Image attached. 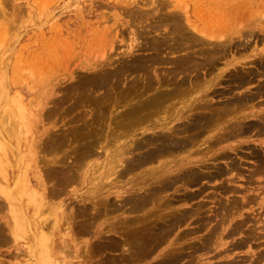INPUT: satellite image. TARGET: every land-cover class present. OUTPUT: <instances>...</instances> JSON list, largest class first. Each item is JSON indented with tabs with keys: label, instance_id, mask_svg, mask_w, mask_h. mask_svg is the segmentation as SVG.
<instances>
[{
	"label": "bare ground",
	"instance_id": "1",
	"mask_svg": "<svg viewBox=\"0 0 264 264\" xmlns=\"http://www.w3.org/2000/svg\"><path fill=\"white\" fill-rule=\"evenodd\" d=\"M144 1H122V4L128 7L124 10L125 15L128 14L132 18L130 25L136 26L137 23L146 22L147 18L149 21L155 20L152 23L148 21L147 26L153 32L166 26V38H152L153 40L145 42V45L142 43L143 46L138 43L135 51L143 52L149 49L153 53L135 55V52H132L135 48L133 44L139 38L136 35L137 30L133 27L130 29L132 34L129 33L132 35L131 41L120 59L113 60L109 56L101 61H94L88 64L86 72L77 75V79L68 84L70 86L64 96H72L74 102L67 108L71 112L72 109L78 108L85 111L79 109L80 112L77 111L73 117L74 121L71 120L76 123L74 129L68 127L71 134L68 140L71 139L72 143L70 147H73V144L76 146L72 148L74 155L71 162L65 166L57 165V159L52 164V160L45 155L48 151L59 153L63 148H67L68 140L63 137L65 133H61L65 129L59 133H45L46 127L49 128L47 121H51L52 114L58 113L56 108L59 103H64V99L59 98L56 104L53 101V109H48L47 101L41 100L39 107L29 116L33 121L28 120L29 117L25 115L27 110L22 102L29 94L22 88L18 91L19 76L14 72L20 61L16 60L11 68L5 59L0 58V72L3 70L0 75V83L3 86L0 97L5 96V106L8 105L7 108L1 105L4 106L2 111L6 113L7 118L3 113L0 115V119L4 120H0L1 124L4 123L0 125V245L10 246L11 249L7 253L14 260L8 263L1 259L0 264H89V259L96 254H104L103 262L106 264H264V64L256 68V72L253 70L255 68L240 71L238 66H235L238 63H231L234 59L228 58L225 65H230L233 69L220 68V61L231 56L235 52L233 48H238L243 43L235 42V47L232 42L234 39H229L232 36L230 33L227 40L223 36L225 33L221 34L222 37L220 35L218 40L217 34L221 31L215 32L218 38L216 41L212 35L205 34L204 28L193 23L189 13L176 7L172 0ZM68 2L71 3V0ZM258 4L259 8L264 10V0H260ZM1 6L0 4V9ZM80 6L82 5L76 0L72 6H67L69 10L64 13L56 8L53 16L65 17V28L62 22L53 23L44 36L40 37L37 50L29 42L24 47L29 64L44 67L42 72L45 73L48 67L59 60L60 52L58 56L57 48L63 42L69 47H72L73 43L85 42L88 45L92 43L94 47L105 44L113 28L107 29L108 21L100 16H97V25L94 28H82L81 23L92 21L83 20L90 17L89 13L83 14ZM17 8L15 7V10L20 11V7ZM9 9L10 5V12ZM197 12L200 14V10ZM201 13L205 15L202 9ZM247 13L249 11L246 15ZM198 14L196 13L197 16ZM121 15L123 16V13ZM220 15L221 17H214V25L211 23V28L216 29V26L219 29L223 27V22L227 23V15ZM71 22L76 26L71 25ZM261 23L256 24V38L260 42L264 41V25ZM1 24L4 25L5 22ZM9 25L5 24L8 27ZM251 27L247 29L248 32L254 28ZM239 28L238 26L235 30ZM168 35L173 36L169 39ZM52 50L54 58L50 57ZM10 51L9 49L7 52ZM182 51L185 53L181 56L168 57L171 53ZM260 51L264 53V50ZM163 52L167 57L163 56ZM257 58L261 62L264 60L256 53V62ZM259 62L256 65H259ZM210 74L213 76H210L208 82L206 79L209 77L206 76ZM255 77L263 79L258 81L254 91L234 94L235 89L244 88L252 83ZM224 82H234L237 86L223 90L219 87L223 86ZM200 91V96H194ZM98 92L101 93L97 94ZM226 94L232 96L223 99ZM217 97H222V101L213 102ZM86 108L90 112L87 118ZM246 109L251 111L243 114ZM67 114L70 116V112L66 113V116ZM34 125L39 126L36 129L40 130L37 131L34 143L32 139L21 146L20 135L23 130L28 132ZM67 135L68 133L65 137ZM252 136H256V146L247 145L245 149L254 150L249 151V155L256 158V169L245 175L244 158L250 156L240 158L239 153H242L246 137ZM24 146L27 153L25 149L24 153L20 150ZM65 156L63 157L66 158ZM95 156L101 159L92 161ZM25 158H33V175H19L16 179V168H20L21 164H30ZM8 165L11 171H8ZM147 165L150 167L142 169ZM78 178L82 179V182L91 180L93 194L78 199L77 202L82 205L73 209H69L68 204H55L61 210V216H56L54 221L50 222L53 213L49 212V216L46 214L49 211L47 208L52 207L49 202L62 193L64 195L65 190H68L70 184L76 183ZM216 180L221 182L210 187L217 196L225 195L226 200L214 195L213 202L209 201L214 204V208L207 207L206 200L197 201L185 208L186 204L198 199L207 188L209 189L203 184L204 181ZM196 186L198 189L191 191V188ZM16 193L21 194L18 196L21 201L18 199L17 202ZM207 195L205 199L210 198L212 193ZM148 206L150 207L146 208ZM112 213L117 215L110 222L107 217ZM126 213L133 216H123ZM63 225L66 226L65 229L62 228ZM123 229L125 231L119 234L122 241L116 240L118 230ZM84 235L92 236L84 242L81 240ZM102 236L104 240L90 242L92 238L102 239ZM19 240L22 242L19 243ZM254 244L256 251L252 250ZM242 249H247L245 255L237 256L236 251ZM205 251L213 253L210 260L202 258L204 253L197 255ZM108 253L118 254L108 258Z\"/></svg>",
	"mask_w": 264,
	"mask_h": 264
},
{
	"label": "rangeland",
	"instance_id": "2",
	"mask_svg": "<svg viewBox=\"0 0 264 264\" xmlns=\"http://www.w3.org/2000/svg\"><path fill=\"white\" fill-rule=\"evenodd\" d=\"M67 1H70V0H10V1H8V0H0V4L2 5L1 6V9H0V12H1V14L2 15H0V58L1 59H5V62L6 63H8L9 65H10V67L12 68V64H14L15 63V61L17 60V61H20L19 63H17V65H16V67L14 68V72H15V75L16 76H19V85H17V87L19 88L18 89V91L20 90V88H22V89H24L29 95L27 96V98L25 99V101H23L22 102V104L23 105H25V109L27 110V111H25V115L26 116H31V115H33V112L34 111H36V109H37V107H39V105H40V101L42 100V101H47V108L48 107H53L54 108V106L53 105H55L56 104V102H57V100H59V98H60V100H62V99H64V100H62V102H64V103H59V107H60V109H59V107H58V104H57V107L58 108H56V109H58V113H54V114H52L51 115V117H50V119H51V121H54V122H51L50 120L49 121H47L49 124H48V127L49 128H47L46 127V134H50V133H53V132H55V133H59L61 130H63V129H65V130H63L61 133H65L64 134V138L65 139H67L68 140V138L70 137V135L71 134H69L70 133V130H69V128L68 127H70V129L72 130V129H74V124L76 125V123H74L73 121H74V118L73 117H75V115H76V113H78L77 111H79V109L80 108H78L77 110L76 109H72V112L68 109L69 107H71L72 106V104H73V102H74V99L73 98H71L72 96H69V97H67V96H64L65 94H66V91H68V90H66V89H68V87L70 86V85H68V84H72L76 79H77V75H81L82 73H84V72H86L85 71V69L87 68V66H88V64H91V63H94V61H101L103 58H107V57H109V56H111V59H113V60H116V59H120V57L122 56L121 54L123 53L124 54V52L126 51V49H127V45L130 43L129 41H131V38H132V35H129V33H131L130 31V29H132L133 27L135 28V30H137L136 32H137V37L139 38L138 39V41H136L134 44H133V47H135L134 48V51H132V52H135L134 54L135 55H150V54H152L153 53V51L152 50H149V49H147V50H143V52L140 50V51H135V49L137 48V46L139 45V46H143V44L145 45V42L147 43V42H149L150 40H153L154 38L155 39H160V40H162V39H164V38H166L165 36L167 35V31L168 30H166V29H168L166 26H164V27H161L160 28V30L158 29L157 31L156 30H154V32H153V30L151 29V28H149L148 26H147V24L150 22V23H152L153 21H155V20H150L149 21V19L147 18L145 21L147 22H143V23H137V25L135 26L134 24H131L130 25V23H132L131 21H132V18H130L129 16H128V14H126L125 15V11L128 9V7L125 5V4H122V1L123 0H78V2L82 5V6H80V10L83 12V14H87V13H89V17L90 18H86V19H83V20H89V21H92V22H90V23H87V22H85V23H81V25H83L82 26V28H94L97 24L95 23L96 22V19H97V16H100V17H102V18H105V21H108L107 22V24L108 25H106V27H107V29H111L110 27H112L113 29H111L112 30V33H110V35L111 36H109V38L107 39V41L105 42V44H103L102 46H93V44L92 43H90L89 45H88V43H83V44H80V43H73L72 44V47H69V45L66 43H64L63 42V44L61 45V46H59L58 48H57V55L59 56V54H58V52H60V56L58 57L59 58V62L58 61H55V64H53V66H51V67H48L46 70H45V73H43L42 72V70H43V68L44 67H41V66H39L38 64H29L28 62H27V58L25 57L26 56V52H25V46L30 42L31 44H32V46L33 47H35L36 48V50H37V48H38V46H39V40H40V37L42 36H44V33L51 27V25L53 24V23H57V22H59V23H61L62 22V24H63V26H64V28H65V17H57V16H53V13H54V11L56 10V8H58V10L60 9V11H62L63 13L65 12V11H68L69 9L67 8V6L68 5H73V3L74 2H76V0H71V3L70 2H68L67 3ZM125 1V0H124ZM127 1V0H126ZM128 1H130V2H133L134 0H128ZM136 1H144V0H136ZM148 1V0H147ZM173 2H174V5L176 6V7H178V8H181L182 10H186L188 13H189V15H190V17H191V21L193 22V23H195V24H197V25H199V27H202V28H204V31H205V34H207V35H212V37H214V39L216 40V41H218V40H220V38L222 37V35L225 33V35H223V36H225L224 38H225V40H227L226 38L229 36L228 34L230 33L232 36H230V38L229 39H234V40H232V42H233V45H235V47H236V44H235V42H237V43H240V44H242L241 46H239L238 48H233L234 50H235V52L234 53H232L231 54V56H228L225 60H222V61H220V62H222V65L220 64V68H224V70L226 69V68H228V69H233V68H231V66L230 65H225V61L226 60H229L228 58H233L234 60L231 62V63H235V62H237L238 64H235V66H238V69L240 70V71H243L244 69L246 70V69H253V68H255V69H253L255 72H256V68H259V66L260 67H262V64H264V60L261 62V60H259V58H257V62H256V53H257V56L258 57H263L264 58V53L263 52H261L260 50H264V41H257L258 40V38H256V30H257V28L258 27H256V24L257 23H261V22H263V23H261V25H264V16H262V14L264 13V10L262 9V7L261 8H259V4H258V2L260 1V0H230L231 2H229V0H216V1H213V0H172ZM179 1V2H178ZM213 1V2H212ZM233 1V2H232ZM8 2V3H7ZM99 2V3H98ZM102 4H101V3ZM144 2H146V0L144 1ZM176 2H178L179 4H181V3H184L185 2V4H181V5H179L178 4V6H177V3ZM5 3V4H4ZM65 3V4H64ZM68 5H67V4ZM70 3V4H69ZM95 3V4H94ZM129 3V2H128ZM176 3V4H175ZM99 4V5H98ZM104 4V5H103ZM106 4V5H105ZM229 4V5H228ZM240 4V5H239ZM9 5H10V8L11 9H9L10 10V12L8 11V8H9ZM67 5V6H66ZM95 5V6H94ZM108 5V6H107ZM184 7H183V6ZM242 5V6H241ZM4 6V7H3ZM102 6H104L103 8H102ZM108 8L109 7V9L110 8H113L112 10L110 9V12H109V14L108 15H106V13H108V11H109V9H106V7ZM5 7H7V8H5ZM15 7L17 8V7H20V11L19 10H15ZM65 7V8H64ZM146 7H148V6H146ZM199 7V8H198ZM3 8H4V11H6V13L8 12V14L6 15V13L3 11ZM22 8V9H21ZM34 8V9H33ZM46 8V9H45ZM73 8V7H72ZM71 8V9H72ZM105 8V9H104ZM118 8V9H117ZM18 9V8H17ZM32 9V10H31ZM43 9H45V10H43ZM63 9V10H62ZM123 9V10H122ZM196 9V10H195ZM201 9H202V12H203V14L205 13V15H202V13H201ZM216 9V10H215ZM3 11V13H2V11ZM14 10H15V12H14ZM21 10L23 11V12H21ZM43 10V11H42ZM125 10V11H124ZM192 10H194V11H192ZM198 10H200V14H198ZM215 10V11H214ZM239 10V11H238ZM261 10H263L262 12H259V11H261ZM19 11V12H18ZM45 11V12H44ZM221 11V12H220ZM225 11V12H224ZM249 11V13H247V15H246V12H248ZM191 12H192V14H191ZM194 12V13H193ZM198 14V16L196 15V13ZM227 12V13H226ZM229 12V13H228ZM250 12H252V13H250ZM5 13V14H4ZM121 13H123V16L121 15ZM223 13V15H227V18H228V21H227V23H222V25H221V27L223 26V27H225V28H219V29H217V27L215 26V28L216 29H213V28H211L210 26H211V23L213 24V22H212V20L213 19H215L216 17H221V15L220 14H222ZM231 13V14H230ZM240 13V14H239ZM241 13H242V15H241ZM260 13V14H259ZM29 14V15H28ZM36 14V15H35ZM59 15H61V14H59ZM126 17H125V16ZM207 15V16H206ZM252 15V16H251ZM264 15V14H263ZM5 18H4V17ZM110 16L112 17V18H110ZM195 16H196V18H195ZM201 16H202V18H201ZM203 16H205V17H203ZM233 16V17H232ZM239 16V17H238ZM259 16H261V17H259ZM49 17V18H48ZM109 17V18H108ZM199 17H200V20H198L199 19ZM215 17V18H214ZM232 17V18H231ZM243 18V19H241V18ZM251 17V18H250ZM263 17V18H262ZM4 18V19H3ZM73 18H75V17H73ZM130 20V22L128 23V19ZM203 18H205V19H203ZM262 18V19H261ZM6 19V20H5ZM40 19V20H39ZM48 19V20H47ZM208 19V20H207ZM209 19H211L210 21H209ZM257 19H258V21H257ZM46 20V21H45ZM93 20H95V21H93ZM262 20V21H261ZM5 22V24L6 25H9V27L8 26H5V24L3 25V24H1V23H4ZM9 22V24H8V22ZM111 23H110V22ZM149 21V22H148ZM206 23H205V22ZM238 21V22H237ZM22 22H24V23H22ZM44 22H45V24H44ZM122 22V23H121ZM252 22V23H251ZM254 22V23H253ZM20 23V24H19ZM128 23V24H127ZM146 23V24H145ZM229 23V24H228ZM232 23V24H231ZM234 23H236L233 27H235V28H233L232 27V25L234 24ZM11 24H12V26H11ZM44 24V25H43ZM142 24H144V25H142ZM237 24H238V26L241 28H239V29H237V31L235 30L236 29V27H238L237 26ZM250 24H252V25H250ZM71 25H73V26H76V24H73L72 22H71ZM146 25V26H145ZM149 25V24H148ZM214 25V24H213ZM227 25H230L229 27L227 26ZM253 25H255V26H253ZM260 25V24H259ZM13 27V29L11 28V27ZM38 26V27H37ZM132 26V27H131ZM141 28H140V27ZM147 27V28H144V27ZM227 26V27H226ZM248 26V27H247ZM251 27V29L252 30H250L249 32H248V28H250ZM2 27H4V28H2ZM33 27V28H32ZM40 27V28H39ZM129 27V28H128ZM137 27V28H136ZM140 29H139V28ZM166 27V28H165ZM232 29H231V28ZM10 28V29H9ZM116 28V29H115ZM118 28V29H117ZM209 28H211L210 30H209ZM227 28V29H226ZM230 30H229V29ZM2 29H3V31H2ZM6 29V30H5ZM8 29V30H7ZM13 31H12V30ZM139 29V30H138ZM146 29V30H145ZM220 29H222V30H220ZM248 29V30H247ZM26 30V31H25ZM80 30V29H79ZM79 30H75V31H79ZM119 30H121V31H125V33L124 32H121V31H119ZM134 30V31H135ZM141 30V31H140ZM143 30V31H142ZM150 30H152V32L150 31ZM216 30H218V31H216ZM224 30H225V32H224ZM235 30V31H234ZM241 30H243V31H241ZM246 30H247V33H246ZM254 30H255V33H254ZM5 31H6V33L8 34H6L5 33ZM115 31V32H114ZM139 31H140V33H139ZM209 33H208V32ZM221 31V33H218V32H220ZM223 31V32H222ZM226 31H228L227 33H226ZM230 31V32H229ZM232 31V32H231ZM234 31V32H233ZM240 31V32H239ZM253 31V32H252ZM22 32H23V34H22ZM25 32V33H24ZM121 32V33H120ZM142 32V33H141ZM215 32L216 33H218L217 34V36H218V38H216L217 36H216V34H215ZM235 32H237L236 34H235ZM241 32H242V34H241ZM2 33V34H1ZM120 33V34H119ZM240 33V34H239ZM248 33L250 34V35H248ZM9 34H10V36H9ZM18 34V35H17ZM113 34V35H112ZM116 34H117V36H116ZM124 34V35H123ZM132 34V33H131ZM222 34V35H221ZM235 34V35H234ZM243 34H246V35H243ZM18 37H17V36ZM164 35V36H163ZM220 35H221V37H220ZM227 35V36H226ZM244 36V37H242V36ZM6 36V37H5ZM8 36V37H7ZM20 36H21V38H20ZM130 36H131V38H130ZM146 36V37H145ZM169 36V37H168ZM167 37L170 39V38H172V36L173 35H168ZM234 36V37H233ZM150 37V38H149ZM233 37V38H232ZM17 38H20V39H17ZM153 38V39H152ZM224 38H222L221 40H223L224 41ZM246 38V39H245ZM17 39V41H15ZM130 39V40H129ZM213 39V40H214ZM218 39V40H217ZM228 39V40H229ZM63 41H65V39L63 38L62 39ZM246 41H248V43L246 42ZM16 43V44H15ZM139 43V44H138ZM143 43V44H142ZM259 43V44H258ZM15 44V45H14ZM247 45V47L245 48V46ZM88 45V46H87ZM137 45V46H136ZM14 46V47H13ZM11 47H13V48H11ZM32 47V48H33ZM68 47H69V50H68ZM89 48V49H88ZM90 48H91V50H90ZM139 48V47H138ZM9 49L11 50L10 52H7V51H9ZM236 49H237V51H236ZM19 50H20V53H18L19 52ZM67 50V52L69 51V53H67V52H65ZM88 50V51H87ZM90 50V51H89ZM137 50V49H136ZM54 50H52L50 53H51V55H50V57H52V58H54V52H53ZM6 52H7V54H6ZM65 52V53H64ZM84 52V53H83ZM2 53V54H1ZM53 53V54H52ZM165 52H163V56H166L167 57V55H165L164 54ZM181 53V54H180ZM185 52L184 51H182V52H177V53H171V54H169L168 55V57H170V58H175V57H177V56H181V55H183ZM259 53V54H258ZM6 55H8V56H6ZM64 55V56H63ZM235 55V56H234ZM5 57V58H4ZM94 57V58H93ZM126 58V57H125ZM124 58V59H125ZM127 59V58H126ZM122 60V59H121ZM26 61V62H25ZM253 61V62H252ZM261 63H260V62ZM58 62V63H57ZM247 62V63H246ZM251 62H252V64H253V66H252V64H251ZM258 62H259V65H256V63L258 64ZM240 63H242V64H240ZM245 64V65H244ZM247 64V65H246ZM249 64V65H248ZM255 64V65H254ZM2 65L4 66V64L2 63ZM23 65V66H22ZM2 66V67H3ZM39 66V67H38ZM45 66H46V64H45ZM255 66V67H254ZM1 67V66H0ZM30 67H31V70H30ZM40 67H41V69H40ZM164 67H165V65H164ZM167 67V66H166ZM250 67V68H249ZM263 68H264V65H263ZM26 69H28V70H26ZM241 69H243V70H241ZM251 69V70H252ZM18 70V71H17ZM24 70H26L25 72H24ZM3 71V70H2ZM2 71L0 72V75H2ZM20 71H22V72H24V73H22V72H20ZM28 71H30L31 73L32 72H34V73H32V77H31V73L30 72H28ZM49 71V72H48ZM54 71V72H53ZM55 71L57 72L56 74H55ZM27 72H28V74H27ZM37 72V73H36ZM21 73V74H20ZM215 73H217V71L215 72ZM18 74V75H17ZM22 74H24V77H23V75ZM43 74V75H42ZM26 75V76H25ZM200 75H202V72H201V74ZM42 76V77H41ZM210 76H213V75H207L206 76V78H208V79H206V80H208V82H210L209 80L211 79L210 78ZM20 77H22V79L20 78ZM41 77V78H40ZM70 77H73V79L72 78H70ZM227 77V76H226ZM44 79V80H43ZM128 79H131V78H128ZM227 79V78H226ZM262 80L263 78H259V77H255V79H254V81H252V83H249V85L247 84V85H245L244 86V88L242 87L241 89L239 88V89H235L234 90V94H238V95H241V94H243V92L245 93V92H248V91H254V89H256V85H257V83H258V81L259 80ZM260 80V81H261ZM264 80V79H263ZM227 82V81H226ZM1 84V83H0ZM3 84H5L4 82H3ZM229 84V85H228ZM223 86H221V87H219V88H221V89H229L230 87H233V85L234 86H237L234 82H230V83H226L225 84V82H224V84H222ZM67 87V88H66ZM254 87V88H253ZM3 88V86H2V84L0 85V90ZM33 88V89H32ZM58 88H60V89H62V88H64V90H60V89H58ZM57 89V90H56ZM14 90V89H13ZM59 90L61 91V92H59ZM204 89L202 88L201 89V91H203ZM65 93H64V92ZM201 91L199 92V93H197V94H195L194 96H200L202 93H201ZM256 91V90H255ZM2 92V91H1ZM13 92V91H12ZM15 90H14V93L13 94H15ZM59 92V93H58ZM62 92H63V94H62ZM44 93H45V95L47 96V99H46V96H44ZM101 92H98L97 94H100ZM12 94V95H13ZM55 94V95H54ZM69 93L67 92V95H68ZM199 94V95H198ZM54 96V97H53ZM57 96V97H56ZM64 96V97H63ZM230 96H232V94H226V95H224L223 96V99H224V97H225V99L226 98H229ZM63 97V98H62ZM66 97V98H65ZM53 100H52V99ZM68 98V99H67ZM221 98L222 97H217V98H214L213 99V102H220V100H221ZM55 99H56V101H55ZM66 99V100H65ZM71 99V101H69ZM29 100H31V101H29ZM50 100V101H49ZM217 100V101H216ZM6 99H5V96H3V98H1L0 97V107H2L1 105L3 104L4 106H5V104H6ZM53 101L55 102V104H53ZM73 101V102H72ZM222 101V100H221ZM28 102H30V103H33V104H30V103H28ZM36 102V103H35ZM48 102H49V104H48ZM52 102V103H51ZM16 103V102H15ZM14 103V104H15ZM67 103V104H66ZM72 103V104H71ZM11 104V103H10ZM21 104V105H22ZM45 104V105H46ZM63 104H65V105H63ZM61 105V106H60ZM62 105H63V107H62ZM67 105V106H66ZM71 105V106H70ZM4 106L2 107V108H0L1 110H0V115L3 113V114H5L4 115V117H6L7 118V115H6V113L5 112H3L2 111V109L4 108ZM7 106L8 105H6L5 106V108H7ZM11 106H13V104H11ZM35 106V107H34ZM24 107V106H23ZM50 108V109H53V108ZM67 109H66V108ZM13 108V107H12ZM14 108H15V106H14ZM49 109V108H48ZM88 108H86V110H87ZM30 110V111H29ZM64 110V111H63ZM70 112V116H69V114H67V116H66V113H69L68 111ZM75 110V111H74ZM80 110H84V109H80ZM28 111H29V114H28ZM61 111H63V112H61ZM67 111V112H66ZM85 111V110H84ZM251 110L250 109H246V110H244V113L243 114H248L249 112H250ZM60 112V113H59ZM73 112H75V114L73 113ZM80 112V111H79ZM89 112V110H87V112H86V114H87V116H86V118L88 117V115L90 114V112ZM72 113V114H71ZM62 114V115H61ZM65 114V115H64ZM73 114H74V116H73ZM3 116V115H2ZM9 116H11V114L9 115ZM23 116V115H22ZM55 116V117H54ZM69 116V117H68ZM58 117V118H57ZM62 117H64L62 120H61V118ZM66 117H68V118H66ZM0 118H1V116H0ZM5 118V119H6ZM55 118H57V120L55 121ZM9 119H10V117H9ZM32 119V117H29L28 118V120H31ZM58 119L61 121H58ZM1 121L3 120V118L2 119H0ZM16 120H18V119H15V121ZM28 120H26V121H28ZM71 120H73V121H71ZM32 121H33V119H32ZM58 121V122H57ZM67 121V122H66ZM69 121V122H68ZM3 122H4V120H3ZM2 122V124H4ZM64 122V123H63ZM66 122V123H65ZM52 123V124H51ZM54 123V124H53ZM62 123V124H61ZM68 123H71V125L70 124H68ZM73 123V124H72ZM81 123V122H80ZM80 123H78V125L80 124ZM1 124V122H0V125H2ZM59 124H60V126H59ZM68 124V125H67ZM82 124V123H81ZM80 124V125H81ZM65 125V126H64ZM70 125V126H69ZM73 125V127H71ZM59 126V127H58ZM65 127V128H63V127ZM53 127V128H52ZM55 127H57V128H55ZM36 128H39V126L37 127V126H32L31 127V129H29L28 130V132H26L27 130L25 129V130H23V133L22 134H27V135H20V143H21V146H22V144L24 145V144H26L27 143V141H31L32 139H33V143H34V139H35V136H37V131H40V130H37ZM40 128H41V126H40ZM43 128V127H42ZM55 128V129H54ZM60 130H59V129ZM52 129L54 130V131H52ZM57 129V130H56ZM59 130V131H58ZM69 132H68V131ZM58 131V132H57ZM29 133V134H28ZM68 133V135H67V137H65V135ZM32 136V137H31ZM69 136V137H68ZM23 138H24V141H23ZM40 138H41V135H40ZM43 138H44V136H43ZM260 139H262V137H259ZM21 139H22V141H21ZM70 140L71 139H69L68 140V142H67V148L65 147V148H63L62 149V152H61V150L59 151V153H56V151L54 152V151H48V153L46 152V157L49 159V160H52V164H53V162H55L56 161V159H57V165H59V166H65L68 162H71V160H72V156L74 155V153H73V151H72V148H74V145L76 146V144H73V147H70V146H72L71 144L72 143H70ZM246 142L243 144V148L241 149V151H242V153H239L240 154V158H244V157H247V156H250V158H244V162H245V164H244V174L245 175H249V173L250 172H253L254 171V169H256V158L255 157H251L252 155H249V153L251 152V151H254V150H252V148H250V149H245L246 147H247V145H254V146H256V136H252V137H246ZM69 143V144H68ZM69 147V148H68ZM24 149L26 150V148H25V146L24 147H22L20 150L24 153ZM66 149V150H65ZM67 151V155L65 156V152ZM70 151V152H69ZM100 151V150H99ZM250 151V152H249ZM51 152H54V153H51ZM58 152V151H57ZM64 152V153H63ZM72 152V153H71ZM25 153H27V150L25 151ZM51 153V154H50ZM245 153V154H244ZM48 154V155H47ZM70 154H71V156H70ZM244 154V155H243ZM69 155V156H68ZM245 155H247V156H245ZM30 156V155H29ZM28 156V157H29ZM63 156H65L66 158H64ZM244 156V157H243ZM67 157H68V159H67ZM60 158V159H59ZM62 158V159H61ZM96 158H98V160L99 159H101L100 157H92V161L94 160V159H96ZM238 158V157H237ZM252 158H254V159H252ZM30 164H21L20 165V168H16V170H15V172H16V179H17V177H19V175H21V176H31V175H33V172H32V170H35L34 168V165L32 164V162H33V158H25ZM59 159V160H58ZM64 159V160H63ZM55 160V161H54ZM253 160V161H252ZM62 163V165H61V163ZM62 161H64V162H62ZM255 161V162H254ZM247 162V163H246ZM58 163H60V164H58ZM19 164L20 163H18V166H19ZM248 164V165H247ZM28 165H32V167H29ZM250 165V166H249ZM247 166V167H246ZM148 167H150V165H147V166H145V167H143L142 169H144V168H148ZM255 167V168H254ZM7 168H9L8 169V171H11V168L9 167V165H8V167ZM97 169L95 168V171H96ZM248 172V173H246V172ZM32 172V173H31ZM21 176H20V178H21ZM93 176H95V175H93ZM255 177H256V175H255ZM76 183L74 182L73 184H70V187H68V190L66 191L65 190V193H64V195H63V193H62V195H60L58 198H54L51 202H49V205H51L52 207V209L51 208H47L49 211L46 213L47 214V216H49L48 215V213L50 212L51 214L53 213V215H51L49 218V221L50 222H53L54 221V219L53 218H55L56 216H61V214H60V209H58L56 206H55V204H57V203H64L65 205L66 204H68L69 205V209H73V208H75L77 205H82V203H78L77 202V200L78 199H80L81 197H85V196H89V195H92L93 194V192H92V190H93V183L91 182V180H89L88 179V181L87 182H82V179H79L78 178V180L76 179ZM97 181V180H96ZM95 181V182H96ZM221 181H211V182H206V181H204L203 182V184H205L206 186H208L209 187V189L207 188V190H206V192L205 193H203L202 195H200L199 197H198V199H196V200H194V201H192V202H190V203H188V204H186L185 205V208H187V207H190L193 203H196L197 201H200V200H203V201H205V203H206V205H207V207H212V208H214V204L213 203H210V202H213L212 201V196H213V198H214V195H215V197L216 198H222V200H226V196L225 195H218L217 196V194H216V192L211 188L212 186H214V185H216V184H218V183H220ZM82 183H83V186H82ZM253 183V182H252ZM254 184V183H253ZM49 185V184H48ZM211 186V187H210ZM250 186H253V185H250ZM82 187V188H81ZM211 188V189H210ZM198 189V187L196 186V187H192L191 188V191H194V190H197ZM211 193H212V195H211ZM211 195L210 196V198L208 197H206V199H205V195ZM19 195H21V194H17L16 193V195H15V197H16V200H17V202H18V199H19ZM207 195V196H208ZM19 196V197H18ZM23 198L25 197V196H22ZM25 199H27L26 197H25ZM209 199H211V200H209ZM20 200V199H19ZM21 201V200H20ZM64 201V202H63ZM210 201V202H209ZM72 203V204H71ZM210 203V204H209ZM209 204V205H208ZM150 206H148V207H146V208H149ZM46 209V210H47ZM254 209H256V207H254ZM46 210H45V212H46ZM55 212H57V214L55 213ZM55 214V215H54ZM114 213H112V214H110L111 216H108L107 218V220H109L110 222L112 221V218H114L115 217V215H117V213L116 214H114ZM141 214V213H140ZM210 215H212L211 213H210ZM46 216V217H47ZM123 216H127V217H129V218H131L133 215L132 214H129V213H126V214H124ZM111 218V219H110ZM263 218H264V214L262 215V220H263ZM213 223H215L214 221H213ZM129 224V223H128ZM129 225H131V224H129ZM195 225H196V223H195ZM260 224H258V226H259ZM192 226H194V224L192 225ZM65 227L66 226H64L63 225V227L62 228H64L65 229ZM261 228V227H260ZM125 230L123 229V230H118V234L117 235H115V237L117 236H119V234L121 233V232H124ZM122 234V233H121ZM91 236L92 235H84L83 236V238H81V240H83L84 242H87L88 240H90V238H91ZM116 237V240H119L121 237L119 236V238H117ZM123 239V238H122ZM102 240H104V238H103V236H102V239L101 238H92V240L90 241V242H99V241H102ZM121 240V239H120ZM122 241V240H121ZM22 242V240H19V243H21ZM19 245V244H18ZM256 244H254L253 245V251H256V246H255ZM20 246V245H19ZM11 248H10V246H4L3 247V245H0V260L2 259V260H4V261H6V262H10V261H14L13 260V258L11 257V255H9V253H7V251H9ZM246 250L247 249H242V250H239V251H236L237 253H236V255L237 256H242V255H245V253H246ZM204 253V255L202 256V258H205V259H207V260H210L211 259V257H212V255H213V253H211V252H208L207 253V251H205V252H200L199 254H197V255H200V254H203ZM114 254H118V253H108V254H106L107 256H108V258H109V256L111 255H114ZM98 255V256H97ZM100 255V256H99ZM103 255V256H102ZM104 254H96V255H94L93 256V258L90 260L89 259V264H92V262H93V264H94V262H96V261H99V259H101L100 261H99V263L98 262H96L95 264H100V263H104L103 261V259H104ZM110 256V257H111ZM95 257H96V259H95ZM113 257H115V256H113ZM104 264H106V263H104Z\"/></svg>",
	"mask_w": 264,
	"mask_h": 264
}]
</instances>
